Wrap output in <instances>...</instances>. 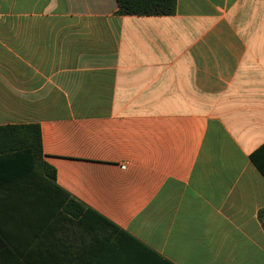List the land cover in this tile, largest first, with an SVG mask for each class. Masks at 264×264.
I'll return each instance as SVG.
<instances>
[{
  "label": "crops",
  "instance_id": "1",
  "mask_svg": "<svg viewBox=\"0 0 264 264\" xmlns=\"http://www.w3.org/2000/svg\"><path fill=\"white\" fill-rule=\"evenodd\" d=\"M21 125L122 260L264 264V0H0V127ZM26 198L0 193V264H53Z\"/></svg>",
  "mask_w": 264,
  "mask_h": 264
},
{
  "label": "trees",
  "instance_id": "2",
  "mask_svg": "<svg viewBox=\"0 0 264 264\" xmlns=\"http://www.w3.org/2000/svg\"><path fill=\"white\" fill-rule=\"evenodd\" d=\"M117 4L118 14L125 16H169L175 11V0H117ZM259 153L264 155V146ZM254 162L264 174V167ZM9 191L25 192L27 198L19 202L39 209L30 218L16 217L42 223L43 230L33 233L38 243L32 253L40 252L41 245L42 255L47 260L53 257V264H132L118 254L120 235L126 234L58 186L55 169L44 160L38 125L0 127V193ZM258 219L264 229V209ZM16 239L12 252L23 255Z\"/></svg>",
  "mask_w": 264,
  "mask_h": 264
},
{
  "label": "built area",
  "instance_id": "3",
  "mask_svg": "<svg viewBox=\"0 0 264 264\" xmlns=\"http://www.w3.org/2000/svg\"><path fill=\"white\" fill-rule=\"evenodd\" d=\"M122 168H123V169H126V168H127V166H126V165H123V166H122Z\"/></svg>",
  "mask_w": 264,
  "mask_h": 264
},
{
  "label": "rangeland",
  "instance_id": "4",
  "mask_svg": "<svg viewBox=\"0 0 264 264\" xmlns=\"http://www.w3.org/2000/svg\"><path fill=\"white\" fill-rule=\"evenodd\" d=\"M111 239H113L115 241L116 238L113 236V237H111Z\"/></svg>",
  "mask_w": 264,
  "mask_h": 264
}]
</instances>
